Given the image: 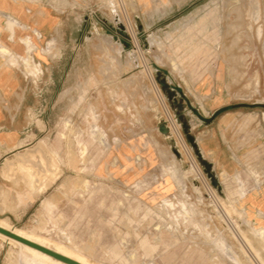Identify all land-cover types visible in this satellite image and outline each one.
<instances>
[{
    "label": "rangeland",
    "instance_id": "rangeland-1",
    "mask_svg": "<svg viewBox=\"0 0 264 264\" xmlns=\"http://www.w3.org/2000/svg\"><path fill=\"white\" fill-rule=\"evenodd\" d=\"M23 2L62 21L23 39L0 223L94 264H264V0Z\"/></svg>",
    "mask_w": 264,
    "mask_h": 264
},
{
    "label": "crops",
    "instance_id": "crops-1",
    "mask_svg": "<svg viewBox=\"0 0 264 264\" xmlns=\"http://www.w3.org/2000/svg\"><path fill=\"white\" fill-rule=\"evenodd\" d=\"M23 4L0 0V43L12 56L0 52V160L23 147L22 111L30 102L17 66L26 53L24 36L29 34L28 28L33 27L44 36L62 21L56 9H42L37 5L29 9L25 2Z\"/></svg>",
    "mask_w": 264,
    "mask_h": 264
},
{
    "label": "bare ground",
    "instance_id": "bare-ground-1",
    "mask_svg": "<svg viewBox=\"0 0 264 264\" xmlns=\"http://www.w3.org/2000/svg\"><path fill=\"white\" fill-rule=\"evenodd\" d=\"M0 51L3 52V53L7 52L6 48H4V47L1 48ZM0 227L4 228V229H6V230H8V231L20 236V237H23V238H25V239H27V240H29L31 242H34V243H36L38 245H41V246H43V247H45L47 249H50V250H52V251H54V252H56V253H58L60 255H63L65 257L69 258V259H72V260H74V261H76V262H78L80 264H94V263L86 260L85 258H83L81 255L76 254V253L70 251L69 249H66L65 247L59 246L57 244H52V243L46 241V239H44V238L42 239V238H40L38 236H35V235L25 234V233L19 232L17 230H13V229L9 228V226H7L6 224H3V223H0ZM258 234L262 238H264V231H260ZM0 238L7 239L13 245L17 246L21 250L29 252L30 254H32V256L36 260H38L42 264H66V263L61 262V261H59L57 259H54L51 256H49V255H47L45 253H42V252H40V251H38V250H36V249H34L32 247H29V246H27V245H25V244H23V243H21V242H19L17 240H14V239H12L10 237H7V236H5V235H3L1 233H0Z\"/></svg>",
    "mask_w": 264,
    "mask_h": 264
},
{
    "label": "water",
    "instance_id": "water-1",
    "mask_svg": "<svg viewBox=\"0 0 264 264\" xmlns=\"http://www.w3.org/2000/svg\"><path fill=\"white\" fill-rule=\"evenodd\" d=\"M0 233L5 235V236H7V237H10V238H12L14 240H17V241H19V242H21V243H23V244H25V245H27L29 247H32V248H34V249H36V250H38V251H40L42 253H45V254L51 256L52 258L57 259V260H59L61 262H64L66 264H80V263H78V262H76V261H74L72 259H69V258H67V257H65L63 255H60V254H58V253H56V252H54V251H52L50 249H47V248H45V247H43L41 245H38V244H36L34 242H31V241H29V240H27V239H25L23 237H20V236L14 234V233L2 228V227H0Z\"/></svg>",
    "mask_w": 264,
    "mask_h": 264
}]
</instances>
